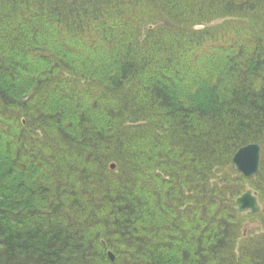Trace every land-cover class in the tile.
Here are the masks:
<instances>
[{"label":"trees","instance_id":"trees-1","mask_svg":"<svg viewBox=\"0 0 264 264\" xmlns=\"http://www.w3.org/2000/svg\"><path fill=\"white\" fill-rule=\"evenodd\" d=\"M0 264H264V0H0Z\"/></svg>","mask_w":264,"mask_h":264},{"label":"water","instance_id":"water-1","mask_svg":"<svg viewBox=\"0 0 264 264\" xmlns=\"http://www.w3.org/2000/svg\"><path fill=\"white\" fill-rule=\"evenodd\" d=\"M260 162L261 147L256 143L245 144L232 155L234 169L246 178H253L259 172ZM110 167L113 169L114 164ZM234 203L238 210L247 213V215H255L260 210L257 193L249 188L243 194L237 196ZM108 256L113 261L114 258L110 251H108Z\"/></svg>","mask_w":264,"mask_h":264},{"label":"rangeland","instance_id":"rangeland-1","mask_svg":"<svg viewBox=\"0 0 264 264\" xmlns=\"http://www.w3.org/2000/svg\"><path fill=\"white\" fill-rule=\"evenodd\" d=\"M223 21V19H216L215 21H212V22H207V23H205V24H203V26L205 27H211V26H215L217 23H220V22H222ZM199 28H201V27H199ZM115 168V165H114V167H113V169ZM112 169V170H113ZM253 178H255V176L253 177ZM253 178H249V179H253ZM247 188H249V189H251L252 191H253V189L247 184V185H245V187H244V192H245V190L247 189ZM243 192V193H244ZM255 192V191H254ZM242 193V194H243ZM257 193V192H256ZM241 195V194H240ZM239 196V195H238ZM257 199H258V196H257ZM259 203H260V201H259ZM261 206H262V204L260 203V209H261ZM240 211V210H239ZM260 211V210H259ZM243 212V211H242ZM245 213V212H244ZM256 215V214H255ZM251 216V215H250ZM257 223H246V225H244V227H245V229L243 230V234L246 232H253L254 231V229L255 228H257ZM252 230V231H251ZM109 251V250H108ZM111 252V251H110ZM112 253V252H111ZM113 255V254H112ZM114 260V259H113Z\"/></svg>","mask_w":264,"mask_h":264}]
</instances>
